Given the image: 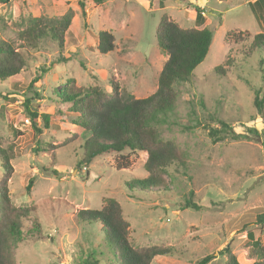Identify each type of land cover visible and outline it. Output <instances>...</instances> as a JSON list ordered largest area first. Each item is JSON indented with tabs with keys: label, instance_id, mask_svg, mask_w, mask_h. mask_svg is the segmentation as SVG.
I'll list each match as a JSON object with an SVG mask.
<instances>
[{
	"label": "rangeland",
	"instance_id": "1",
	"mask_svg": "<svg viewBox=\"0 0 264 264\" xmlns=\"http://www.w3.org/2000/svg\"><path fill=\"white\" fill-rule=\"evenodd\" d=\"M254 1L0 2V38L16 46L22 41L13 20L72 12L62 47L49 38L40 39L23 49L27 65L0 80V144L11 145L13 153L8 194L16 206H35L42 230L50 236L18 244L15 264H82L98 247L102 232L98 222L89 227L75 214L99 208L109 197L120 203L135 245L173 247V254L156 256L150 264H195L228 245L240 264L255 260L246 233L250 230L264 247V225L254 224L255 214L264 211V119L252 104L254 90L264 88V55L255 51L249 56L245 51L251 36L264 32V0L260 5ZM195 7L203 11L202 26L212 31V39L190 80L178 85L168 122L159 126L160 135L176 143L184 161L167 169L166 191L129 186L131 179L148 174L143 151L101 155L84 166L79 161L85 132L56 91L74 81L110 92L113 77L121 90L136 98L150 95L166 58L155 37L160 17L195 27ZM99 31L114 37V48L107 53L96 48ZM26 99L38 113L39 133L24 108ZM41 114L49 115L47 125ZM217 119L230 127V135L220 141L208 133L219 128ZM29 179L33 182L27 190ZM186 199L198 208H183ZM95 258L97 264H113L101 255ZM225 259L226 254L216 255L207 264H224Z\"/></svg>",
	"mask_w": 264,
	"mask_h": 264
},
{
	"label": "trees",
	"instance_id": "2",
	"mask_svg": "<svg viewBox=\"0 0 264 264\" xmlns=\"http://www.w3.org/2000/svg\"><path fill=\"white\" fill-rule=\"evenodd\" d=\"M5 1L7 0H0ZM253 3L261 4L260 0ZM80 5L83 8L82 2ZM202 12L199 7H195V27L181 26L167 15L160 17L155 37L160 52L166 58L157 76L156 89L150 95L136 98L121 90L113 77L109 80L110 92L96 85H76L74 81L66 89L56 91L59 100L68 103L69 110L76 115L74 123L85 132L81 143L83 156L79 161L84 166L101 155L114 153L123 156L125 153L143 151L147 154L143 166L148 174L144 178L131 179L129 186L143 191L151 188L153 191H166L164 174L172 164H183L184 161L176 143L160 135L159 126L168 122L178 96V85L190 80L192 71L208 52L212 31L202 26ZM71 17L72 12L69 10L59 17L28 14L13 20L12 24L17 28L16 36L22 43L16 46L13 41L0 38V80L5 81L15 76L27 65L23 49L36 45L40 39L49 38L62 47ZM238 37L241 39L240 35ZM250 39L246 54L250 56L257 51L264 55V32L253 34ZM96 48L100 53L111 51L114 48L113 35L107 31H99ZM252 104L256 114L264 119V88L254 90ZM24 108L33 129L39 133L41 129L36 123L38 113L31 108L27 99ZM41 117L47 125L49 115L41 114ZM217 121L219 128L212 127L208 132L214 141L230 135L229 125L223 120ZM262 144L264 146V139ZM12 157L11 145L3 147L0 144V264H15L14 248L18 244L50 238L42 230L35 206H16L9 197L7 184L12 176ZM42 169L50 170L53 174L57 172L46 166ZM32 182V179L28 180L27 190ZM153 187L157 189L154 190ZM182 207L197 209L198 205L191 199H186ZM75 216L89 227H94L98 222L102 232L98 249L90 250L87 257L81 260L82 264H97V255L113 264H150L156 256L174 253L170 245H135L129 237V222L123 216L120 203L114 198H106L99 208L79 209ZM254 220V224L264 225V211L256 213ZM246 236L252 247L249 254L255 257L251 264H264L263 245L250 230ZM222 254H226L224 264H240L230 245L217 253H208L198 258L195 264H207L216 255Z\"/></svg>",
	"mask_w": 264,
	"mask_h": 264
}]
</instances>
